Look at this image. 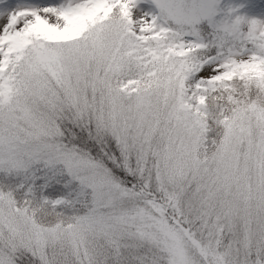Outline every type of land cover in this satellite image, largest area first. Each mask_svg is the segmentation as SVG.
I'll use <instances>...</instances> for the list:
<instances>
[{
    "label": "snow or ice",
    "instance_id": "snow-or-ice-1",
    "mask_svg": "<svg viewBox=\"0 0 264 264\" xmlns=\"http://www.w3.org/2000/svg\"><path fill=\"white\" fill-rule=\"evenodd\" d=\"M0 264H264V0H0Z\"/></svg>",
    "mask_w": 264,
    "mask_h": 264
}]
</instances>
